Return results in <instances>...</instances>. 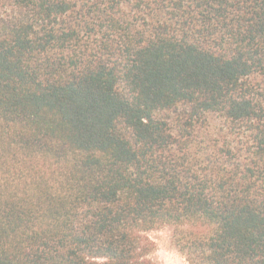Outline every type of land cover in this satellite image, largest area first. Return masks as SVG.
<instances>
[{
  "label": "trees",
  "instance_id": "1",
  "mask_svg": "<svg viewBox=\"0 0 264 264\" xmlns=\"http://www.w3.org/2000/svg\"><path fill=\"white\" fill-rule=\"evenodd\" d=\"M264 264V0H0V264Z\"/></svg>",
  "mask_w": 264,
  "mask_h": 264
},
{
  "label": "rangeland",
  "instance_id": "2",
  "mask_svg": "<svg viewBox=\"0 0 264 264\" xmlns=\"http://www.w3.org/2000/svg\"><path fill=\"white\" fill-rule=\"evenodd\" d=\"M149 237L155 243V250L150 254L155 264H188L173 245L170 229L152 231Z\"/></svg>",
  "mask_w": 264,
  "mask_h": 264
}]
</instances>
